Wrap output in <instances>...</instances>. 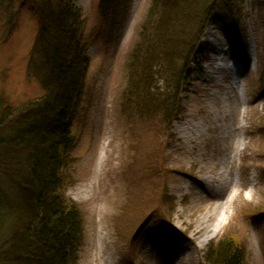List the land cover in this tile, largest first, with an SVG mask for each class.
Returning a JSON list of instances; mask_svg holds the SVG:
<instances>
[{"label":"rangeland","instance_id":"374dc122","mask_svg":"<svg viewBox=\"0 0 264 264\" xmlns=\"http://www.w3.org/2000/svg\"><path fill=\"white\" fill-rule=\"evenodd\" d=\"M33 1L56 2L0 0V92L13 106L42 93L27 71L38 32ZM72 1L89 58L72 124L74 162L64 173L65 197L82 220L77 264H205L224 237L241 244L245 264H264V0H231L236 30L204 33L215 50L202 49L170 129L162 118H143L129 94L151 0H109L103 12L102 0ZM219 49L223 64L213 60ZM220 65L229 69L223 80L206 82V70ZM166 87L160 81L152 94L163 98ZM185 124V134L198 128L207 139L187 144L178 133ZM200 177L212 180L216 196L200 188ZM215 207L224 219L218 230ZM201 218L211 226L206 235L196 233Z\"/></svg>","mask_w":264,"mask_h":264},{"label":"trees","instance_id":"16d2710c","mask_svg":"<svg viewBox=\"0 0 264 264\" xmlns=\"http://www.w3.org/2000/svg\"><path fill=\"white\" fill-rule=\"evenodd\" d=\"M220 1L151 0L129 65V94L143 118H162L167 129L177 120L204 30H236L235 4ZM32 3L38 32L27 71L42 93L13 106L0 92V264H77L82 220L65 197L64 173L74 162L72 124L89 68L84 25L72 0ZM160 81L163 98L152 94ZM244 256L240 243L224 237L204 262L245 264Z\"/></svg>","mask_w":264,"mask_h":264},{"label":"bare ground","instance_id":"6f19581e","mask_svg":"<svg viewBox=\"0 0 264 264\" xmlns=\"http://www.w3.org/2000/svg\"><path fill=\"white\" fill-rule=\"evenodd\" d=\"M223 51H221V49H219L218 51V62H225L224 58L222 57L223 55ZM222 65L218 66L217 69H218V72H211V71H208L206 70V75H205V81L206 82H214L216 85L219 81L223 80V71H229V69H224L221 67ZM233 80V83H237L238 81V77H236L234 75V77L232 78ZM218 86V85H217ZM224 95L226 96V94L228 92H231V86H227L224 88ZM213 101V100H212ZM212 103V102H211ZM214 124V123H212ZM187 124H185V126L181 127V129L178 131L179 133V138L182 139V140H185L187 144H192V141H197L198 139L202 138L203 140H206L207 138L206 137H202V134L201 131H199V129H194V130H191V132H188L187 134H185V131H187ZM213 129V128H211ZM188 135V136H186ZM103 157V156H102ZM100 156V158L98 159V165L102 162V158ZM200 181H198V183L200 184V188L201 189H204V191L209 195V196H216L217 195V191L215 189H212L211 187V181L210 179H207L205 177H200L199 178ZM203 180L204 182L206 183V185L208 186L207 188L204 187V183H203ZM226 186H230V184H225ZM218 207V206H217ZM215 207L214 210H213V213L214 215L218 212V208ZM215 225H216V230H218L219 228H221L223 222H224V219L223 217L220 218L218 216L215 215ZM200 225L198 226V228L196 229V233L199 234L201 233L202 235H206L207 232L210 230L211 226L207 225V226H203L204 224V218H201V220L199 221Z\"/></svg>","mask_w":264,"mask_h":264}]
</instances>
